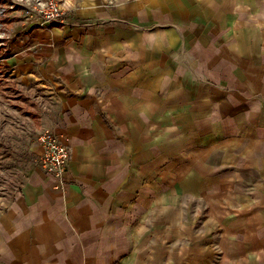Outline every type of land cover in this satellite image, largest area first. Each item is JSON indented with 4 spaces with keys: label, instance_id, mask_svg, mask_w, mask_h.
I'll list each match as a JSON object with an SVG mask.
<instances>
[{
    "label": "crops",
    "instance_id": "crops-1",
    "mask_svg": "<svg viewBox=\"0 0 264 264\" xmlns=\"http://www.w3.org/2000/svg\"><path fill=\"white\" fill-rule=\"evenodd\" d=\"M65 11L7 24L4 76L70 160L4 204L0 264H264V0Z\"/></svg>",
    "mask_w": 264,
    "mask_h": 264
},
{
    "label": "rangeland",
    "instance_id": "rangeland-1",
    "mask_svg": "<svg viewBox=\"0 0 264 264\" xmlns=\"http://www.w3.org/2000/svg\"><path fill=\"white\" fill-rule=\"evenodd\" d=\"M11 6L10 0H0V45L9 32L7 24L17 20L14 15L21 14ZM5 55L1 54L0 47V58ZM5 73L0 62V212L5 208L4 204L13 199L25 176L34 167L37 138V125L21 107L20 92L11 86L12 81L6 80Z\"/></svg>",
    "mask_w": 264,
    "mask_h": 264
},
{
    "label": "built area",
    "instance_id": "built-area-1",
    "mask_svg": "<svg viewBox=\"0 0 264 264\" xmlns=\"http://www.w3.org/2000/svg\"><path fill=\"white\" fill-rule=\"evenodd\" d=\"M12 10L17 14L21 24L46 27L48 25H63L66 19L64 11L65 0H10ZM12 36L9 32L1 42V54L10 51ZM3 62V58H0ZM35 164L52 176L56 182V189H62L64 176L70 160V139L66 135L58 134L50 129L41 130L36 138Z\"/></svg>",
    "mask_w": 264,
    "mask_h": 264
}]
</instances>
